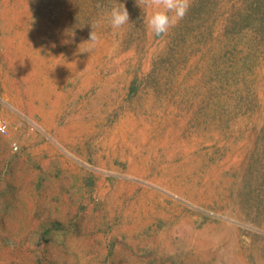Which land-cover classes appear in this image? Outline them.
I'll return each instance as SVG.
<instances>
[{
  "label": "rangeland",
  "instance_id": "obj_1",
  "mask_svg": "<svg viewBox=\"0 0 264 264\" xmlns=\"http://www.w3.org/2000/svg\"><path fill=\"white\" fill-rule=\"evenodd\" d=\"M1 11L0 264H264V0L161 36L141 0Z\"/></svg>",
  "mask_w": 264,
  "mask_h": 264
},
{
  "label": "clouds",
  "instance_id": "obj_2",
  "mask_svg": "<svg viewBox=\"0 0 264 264\" xmlns=\"http://www.w3.org/2000/svg\"><path fill=\"white\" fill-rule=\"evenodd\" d=\"M147 7L153 9L147 18L148 28L156 35H166L187 14L190 0H141ZM171 14V15H170ZM110 23L113 29H120L129 23V12L123 4H118L110 12ZM98 37L95 31L90 33V42L84 44L94 45ZM6 132V125L0 122V133Z\"/></svg>",
  "mask_w": 264,
  "mask_h": 264
},
{
  "label": "bare ground",
  "instance_id": "obj_3",
  "mask_svg": "<svg viewBox=\"0 0 264 264\" xmlns=\"http://www.w3.org/2000/svg\"><path fill=\"white\" fill-rule=\"evenodd\" d=\"M0 16L1 17H3V16H6V13H5V11H1V13H0ZM12 18L13 19H18V16H15V15H13L12 16ZM11 24H10V21L8 20V22L7 23H5L4 22V24L2 25V29L4 30V31H9V30H11ZM40 27H38V29H39ZM1 29V30H2ZM21 29V27L20 26H18V30H20ZM37 31V30H36ZM74 57V56H73ZM74 61V60H73ZM91 63H92V59H86V60H84L83 61V63L80 65L81 67H83V66H85V68H84V72H83V74L80 76L81 77V79H82V81H84L85 83H87V82H89V79H90V74H91V71L93 70L92 68H94V67H92L91 68ZM93 64V63H92ZM89 65V66H88ZM93 72V71H92ZM76 74V73H75ZM76 76V75H75ZM118 77H120L119 75H116V76H114V77H112V78H109V79H107L106 81H105V83H104V85H103V87H102V92L100 93V97L102 96V94L104 93V94H110V92H111V88L113 89V88H115V86H114V82H115V80H117V78ZM80 81V80H79ZM119 92H121V91H119Z\"/></svg>",
  "mask_w": 264,
  "mask_h": 264
},
{
  "label": "built area",
  "instance_id": "obj_4",
  "mask_svg": "<svg viewBox=\"0 0 264 264\" xmlns=\"http://www.w3.org/2000/svg\"><path fill=\"white\" fill-rule=\"evenodd\" d=\"M24 121H25V124L28 126V128L31 131H33V130H35L37 128V126L32 121H30L29 119L25 118ZM0 122L5 123V125H6V132L5 133H0V136L1 137H6L8 135V126H7L6 122L2 118H0ZM10 149H11L12 152H17L18 147H17V145L15 143H12L10 145ZM0 152H1V148H0Z\"/></svg>",
  "mask_w": 264,
  "mask_h": 264
}]
</instances>
